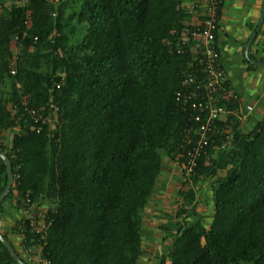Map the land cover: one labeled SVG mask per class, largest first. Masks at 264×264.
Returning a JSON list of instances; mask_svg holds the SVG:
<instances>
[{"label": "trees", "instance_id": "obj_1", "mask_svg": "<svg viewBox=\"0 0 264 264\" xmlns=\"http://www.w3.org/2000/svg\"><path fill=\"white\" fill-rule=\"evenodd\" d=\"M25 1L0 0V152L14 178L0 212L12 200L26 209L27 198L32 212L46 209L49 264H137L163 158L182 164L174 96L192 71L191 56L176 53L183 0ZM29 110L48 121L35 123ZM233 132L227 149L210 146L190 176L182 170L176 230L159 264H264V115L245 151ZM207 179L205 226L195 195ZM6 183L0 159V193ZM26 223L23 253L38 239ZM0 264H16L1 243Z\"/></svg>", "mask_w": 264, "mask_h": 264}, {"label": "crops", "instance_id": "obj_2", "mask_svg": "<svg viewBox=\"0 0 264 264\" xmlns=\"http://www.w3.org/2000/svg\"><path fill=\"white\" fill-rule=\"evenodd\" d=\"M181 7L187 15L183 24L197 26L202 19V11L188 12L190 3L187 0L182 1ZM214 46L220 56L227 93L224 101L227 114L221 117L219 125L223 129L227 121H233V129L243 135L237 147L245 151L250 143L245 135L264 115V0H220L219 29ZM181 171V164L169 157L163 158V172L144 210L143 223L150 220L154 234L159 231L164 233L163 240L168 232L176 230L173 214L181 201ZM213 181H203L195 195V212L202 217L201 222L205 226L210 224L213 215ZM30 211L17 206L12 200L5 202L0 212V231L7 234L24 257L20 237L13 232V228ZM195 219L191 217V220Z\"/></svg>", "mask_w": 264, "mask_h": 264}, {"label": "built area", "instance_id": "obj_3", "mask_svg": "<svg viewBox=\"0 0 264 264\" xmlns=\"http://www.w3.org/2000/svg\"><path fill=\"white\" fill-rule=\"evenodd\" d=\"M190 3L188 12L201 10L202 19L197 26L184 25L180 31L179 43L176 53L191 56L190 73L181 81L179 90L175 93L174 100L178 110L182 114V138L178 149L182 158V170L186 176H190L199 159L206 154V149L213 146L214 149L225 150L234 139V122L227 121L224 128L218 133V124L221 117L227 114L224 106L226 99L224 71L220 63V56L214 46L216 33L219 29L220 0H187ZM24 5L25 0H19ZM182 9V7H181ZM28 18V16H27ZM26 26L30 25L26 19ZM36 41V39H34ZM17 37L13 39L12 47L14 58L11 62L10 74L16 73ZM59 89V85H56ZM28 113L35 123H46L48 120L42 115H37L34 110ZM40 132L37 128L36 133ZM217 134L222 136L220 145H215ZM25 206L31 209L18 222L20 241L23 240L27 223L30 233L38 236L37 245L24 251L27 261L33 264H49L43 257V247L46 245L45 233L49 227L46 222V209L39 207L33 211L34 206L29 198ZM25 241V240H23Z\"/></svg>", "mask_w": 264, "mask_h": 264}, {"label": "rangeland", "instance_id": "obj_4", "mask_svg": "<svg viewBox=\"0 0 264 264\" xmlns=\"http://www.w3.org/2000/svg\"><path fill=\"white\" fill-rule=\"evenodd\" d=\"M4 135L9 137V134H4ZM181 173H183V172L181 171ZM157 203H158V205L160 204L159 202H157ZM175 211H174L173 215H175ZM173 215H172V217H173ZM173 219H175V218H173ZM152 228H153V224L151 223L150 220L143 223V228H142V255H141L137 264H159L162 257L166 254L167 241L163 240V238H162L164 233L159 231L157 234H154V232H153L154 230ZM173 233H174V231H171V232H168L167 235H169V234L171 235Z\"/></svg>", "mask_w": 264, "mask_h": 264}, {"label": "water", "instance_id": "obj_5", "mask_svg": "<svg viewBox=\"0 0 264 264\" xmlns=\"http://www.w3.org/2000/svg\"><path fill=\"white\" fill-rule=\"evenodd\" d=\"M260 22H262V19L260 20ZM254 36H255V34L253 35V37ZM0 159L3 161V163H4L5 167H6V171H7V183H6V186L3 189V191L0 193V203H1L6 198V196L9 194V192H10L12 186H13L14 178H13V173H12L11 162L8 159V157L4 153L0 152ZM0 243L7 250L8 254L16 262V264H26L16 254V252H15L13 246L11 245V243L8 240H6V238H4V236L2 235L1 232H0Z\"/></svg>", "mask_w": 264, "mask_h": 264}]
</instances>
